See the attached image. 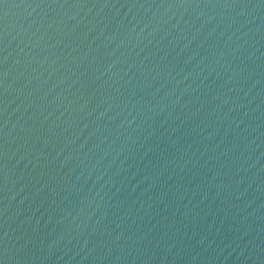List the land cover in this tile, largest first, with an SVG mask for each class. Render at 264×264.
Masks as SVG:
<instances>
[{"label": "water", "instance_id": "obj_1", "mask_svg": "<svg viewBox=\"0 0 264 264\" xmlns=\"http://www.w3.org/2000/svg\"><path fill=\"white\" fill-rule=\"evenodd\" d=\"M0 261L264 264V2L3 0Z\"/></svg>", "mask_w": 264, "mask_h": 264}, {"label": "snow or ice", "instance_id": "obj_2", "mask_svg": "<svg viewBox=\"0 0 264 264\" xmlns=\"http://www.w3.org/2000/svg\"><path fill=\"white\" fill-rule=\"evenodd\" d=\"M262 2H264V0H262ZM3 3V0H0V4ZM64 3H67V0H64ZM68 6L70 7H75V6H78L76 3H72V4H69ZM0 264H3L2 261H0Z\"/></svg>", "mask_w": 264, "mask_h": 264}]
</instances>
